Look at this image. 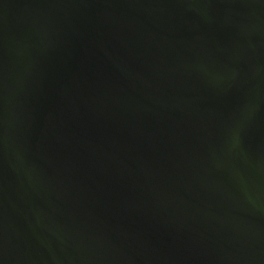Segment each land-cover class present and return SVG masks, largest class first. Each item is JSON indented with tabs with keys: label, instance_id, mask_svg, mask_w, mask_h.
Listing matches in <instances>:
<instances>
[{
	"label": "water",
	"instance_id": "obj_1",
	"mask_svg": "<svg viewBox=\"0 0 264 264\" xmlns=\"http://www.w3.org/2000/svg\"><path fill=\"white\" fill-rule=\"evenodd\" d=\"M0 264H264V0H0Z\"/></svg>",
	"mask_w": 264,
	"mask_h": 264
}]
</instances>
